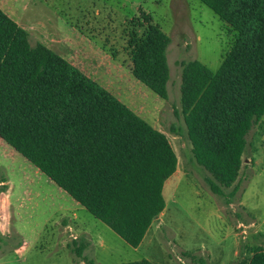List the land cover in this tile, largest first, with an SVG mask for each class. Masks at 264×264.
I'll use <instances>...</instances> for the list:
<instances>
[{
	"label": "trees",
	"instance_id": "16d2710c",
	"mask_svg": "<svg viewBox=\"0 0 264 264\" xmlns=\"http://www.w3.org/2000/svg\"><path fill=\"white\" fill-rule=\"evenodd\" d=\"M200 1L227 25L234 42L216 72L199 61L182 63L181 113L195 163L211 175V192L224 196L238 181L248 136L264 117V0ZM151 22L146 14L131 19L124 51L132 75L166 101L171 41ZM95 44L118 60L107 41ZM0 139L132 248L165 210L164 185L178 167L165 133L45 45L33 43L1 9ZM9 188L0 168V196ZM83 239L67 248L79 264H96L85 254L90 243ZM181 255L182 263L207 264L204 257ZM241 255L236 264H264L263 246L250 257Z\"/></svg>",
	"mask_w": 264,
	"mask_h": 264
},
{
	"label": "rangeland",
	"instance_id": "374dc122",
	"mask_svg": "<svg viewBox=\"0 0 264 264\" xmlns=\"http://www.w3.org/2000/svg\"><path fill=\"white\" fill-rule=\"evenodd\" d=\"M14 12L33 43H40L33 30L60 37L81 30L92 43L107 41L125 67L131 66L124 51L131 19L146 14L162 29L171 41L169 99L133 80L151 100L164 101L156 120L177 154L179 178L165 184L168 210L152 228L158 237L150 248L144 241L134 249L7 145L17 155L0 156V168L12 182V192L0 198V229L5 232L0 264H79L67 246L82 237L90 243L85 254L96 264H187L178 258L185 251L204 257L207 264H236L241 253L249 257L255 247H264V117L248 136L238 181L217 196L209 187L211 175L193 159L181 113L182 63L199 61L216 72L234 42V34L211 9L200 0H16ZM137 97L148 103L139 93ZM142 118L153 125L151 115ZM81 223L86 231L75 233Z\"/></svg>",
	"mask_w": 264,
	"mask_h": 264
},
{
	"label": "crops",
	"instance_id": "0c3cea01",
	"mask_svg": "<svg viewBox=\"0 0 264 264\" xmlns=\"http://www.w3.org/2000/svg\"><path fill=\"white\" fill-rule=\"evenodd\" d=\"M15 7H16V0H0V9L14 21H15L14 17H16L14 12ZM18 25L22 27L20 24ZM22 28L25 29L24 27ZM33 31L40 36L39 38L40 43L45 45L54 53L61 56L70 65H72L74 68L79 70L89 79H91L92 81L103 87L122 104H124L122 101L127 102L128 104L127 103L126 104L129 106H127L126 104L124 105L128 107L134 114H136L142 120H144L142 118L143 116L151 115L154 120L153 125L149 124L146 120L144 121L147 124H149L151 127H153L155 130L165 133L159 127L156 120L157 119L156 115L159 114L160 107L162 106V102L164 101L159 99L151 100L149 98V93L140 84H138L133 80L135 79L136 81H138L130 72V66L125 67L124 65L119 63L118 60L117 61L114 60L110 55L104 52L98 45L92 43V41H90L87 37H85L79 32H76L75 30H73L71 34H67L64 37H60L52 33H49L47 35L42 31H36V30ZM138 93L140 94L141 97L144 96L147 99L148 103L144 104V102H142L143 100H139V98L137 97ZM144 109H146V111ZM14 155L17 154L14 151L10 150V148L0 139L1 158H5L4 156L13 157ZM178 166H179V161H178ZM178 174H179V169L177 167V170L174 173V175L167 180L168 182L167 181L166 182L170 183L171 181L174 180V178L178 179L179 178ZM174 183L175 181L172 182L171 185H173ZM9 186H10L9 191L7 193L2 194L0 198H2V196L9 194V192H12V182L10 178H9ZM163 195H164V189H163ZM10 205L12 206L13 203L11 202ZM167 210L168 209L165 208V210L162 212V214L159 216V218L156 221L161 220V218L165 215ZM156 221H154V223L150 226L143 240V242L146 241L147 248H150L151 244L158 237V232L152 230L153 225L155 224ZM84 226L85 225L81 223V226H78L77 231H75V228H73L74 232L79 234L81 232L84 233V231H86V228ZM1 232L2 234L5 233L2 230ZM103 247L104 246H101V248ZM237 247H238V243L236 245V250L234 251V257L236 258L239 253V248ZM185 253L188 255L193 254L190 251H185ZM165 255L166 254L164 252L163 256L165 257Z\"/></svg>",
	"mask_w": 264,
	"mask_h": 264
}]
</instances>
